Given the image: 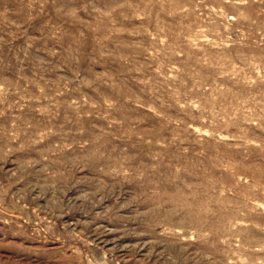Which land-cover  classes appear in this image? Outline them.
Returning <instances> with one entry per match:
<instances>
[{"label":"rangeland","instance_id":"rangeland-1","mask_svg":"<svg viewBox=\"0 0 264 264\" xmlns=\"http://www.w3.org/2000/svg\"><path fill=\"white\" fill-rule=\"evenodd\" d=\"M0 264H264V0H0Z\"/></svg>","mask_w":264,"mask_h":264}]
</instances>
